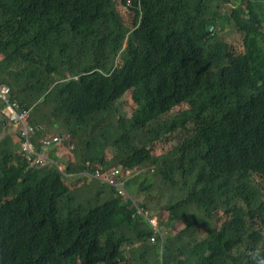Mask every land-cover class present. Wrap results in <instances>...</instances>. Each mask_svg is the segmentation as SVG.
I'll return each instance as SVG.
<instances>
[{"label": "trees", "instance_id": "1", "mask_svg": "<svg viewBox=\"0 0 264 264\" xmlns=\"http://www.w3.org/2000/svg\"><path fill=\"white\" fill-rule=\"evenodd\" d=\"M0 12V84L33 124L87 147L67 171L29 168L0 122V264H264V0H0ZM141 167L156 178L120 174L127 194L91 177ZM146 204L174 222L190 213L177 251Z\"/></svg>", "mask_w": 264, "mask_h": 264}, {"label": "built area", "instance_id": "2", "mask_svg": "<svg viewBox=\"0 0 264 264\" xmlns=\"http://www.w3.org/2000/svg\"><path fill=\"white\" fill-rule=\"evenodd\" d=\"M9 86L0 84V103L5 105V108L0 113V122H6L9 127L15 126L20 135V148L18 153L27 162L29 168H41L55 164L52 159L51 150L56 145H59L62 140H66L60 134L48 132L42 126H37L30 121L32 108H27L17 102ZM42 133L41 138L34 141V138ZM63 171V169H59ZM126 171L122 169H112L107 172L96 170L92 173V178L106 182L108 186L119 189V194H127L123 190L124 182L120 181V174ZM140 211V208H138ZM153 223V222H152ZM154 241V238L151 239Z\"/></svg>", "mask_w": 264, "mask_h": 264}, {"label": "rangeland", "instance_id": "3", "mask_svg": "<svg viewBox=\"0 0 264 264\" xmlns=\"http://www.w3.org/2000/svg\"><path fill=\"white\" fill-rule=\"evenodd\" d=\"M232 7H233L232 5H228L226 7L224 6V7L220 8V11H219L220 14L218 13L219 17L217 18L215 24H216V27H217V33L219 35V39H221V40H224V38H231L232 37L231 36V32H232V29H233V22H231L228 19L229 15L231 13V8ZM0 15H2L1 12H0ZM263 20H264V16H263ZM260 33L261 34H260V37H259V41H260L261 44L264 45V22H263V27L260 29ZM238 37H239V34H236V38H238ZM50 82H52V80ZM37 97H39V95ZM27 101L30 104H32L33 101H38V99L36 98V95H34V92L30 94V96L27 99ZM111 120H112V118L109 119V121H111ZM95 122H96L95 119H93L92 126H93V124ZM48 123H50V122H48ZM49 125L50 124L43 125V127L46 129V131L52 132V133L61 132V131H56L52 127H48ZM114 128H116L115 123H114ZM139 140L141 142H139ZM146 140L147 139L145 137L143 138V134H139L133 141H135L138 146H142L143 144L148 143V142H145ZM170 142H174V138L172 140H170ZM67 147H68V144H66V148ZM166 147L169 148V146H166ZM162 148H163V146L161 145V142L156 143V149H157V153L158 154H160L162 152L161 151ZM60 149L62 150V148H60ZM86 150H87V147L84 146L82 148V150H80L77 153H78L79 156H80L81 153H84L83 155H86V153H85ZM53 166L55 168H57V169H62L63 168L62 166L58 165L57 163L53 164ZM153 171H154V169L153 168H149V167L134 168L133 170L131 169V170L128 171V174H129L128 178L130 179V178H132V176L135 177L136 175H140V174H142V175L144 174L148 178H156L155 175H153L154 174ZM87 182L91 184L92 183L91 182V178H88ZM90 188L94 190L92 185H90ZM83 189H84V191H83L84 194L83 195H86L87 197L88 196L91 197L94 194L92 191L89 190V187H87V188L84 187ZM176 193L179 194L181 192L180 191L179 192L176 191ZM158 194L163 198L164 202L169 200V195L166 196L165 192H159ZM142 198H141V201L144 202L145 198L144 199H142ZM135 200L138 201V202H141L137 198H135ZM175 201H176V199H173L170 204L174 203ZM146 205L148 206V208H146L148 211H144V209L140 208V211L138 213L142 214L145 218H147L149 220V222L152 224V226L154 227L155 230H157L159 232L161 231V233L164 232L165 239L167 241L169 240L170 244L173 243L172 245L174 246V251H177L180 248L179 244L181 242L184 243V237L181 236V238H180V237L176 236L177 233H178V229L176 227H178L179 225H182L181 223L184 224L185 220L187 219V217L189 216L190 213H188V211H187L185 214L180 216L179 219H180L181 223L179 221L174 222L169 217V213L166 210L163 211V208H162V206H164L163 203L161 204L162 206L155 205V204H146ZM146 205H144V206H146ZM163 219L165 220V223L167 225V227L164 229V231L162 229H159V227L157 226V222L159 221V224H161L160 222L163 221Z\"/></svg>", "mask_w": 264, "mask_h": 264}, {"label": "crops", "instance_id": "4", "mask_svg": "<svg viewBox=\"0 0 264 264\" xmlns=\"http://www.w3.org/2000/svg\"><path fill=\"white\" fill-rule=\"evenodd\" d=\"M16 130H18V129L15 127V133H17ZM55 134H57V133H55ZM60 135H62V137L64 139H66L67 142H61L59 145H56L55 147L52 148V150H51L52 159L55 161V163L62 166L63 170L67 171L71 165L72 166H79L80 163L82 162L80 156L77 154L78 147L81 146V143L78 140L73 139L65 131H64V133H62V129H61ZM66 144H68V147H67L68 149L66 148ZM76 147H77V149H76ZM60 148H62V150ZM68 172L69 173H67L66 176L70 182L79 181L77 178L78 176H81L83 174L84 175L88 174L84 171H82V172H79V171L70 172V171H68ZM91 182H92L91 184L87 182L88 186L92 185V187L95 188L94 187L95 184H93V180H91ZM89 190L92 191L94 194L96 193L91 188H89ZM103 197H104V195H103ZM157 226L159 227V229H162L164 231V229L166 228L167 225L164 221L163 224H159V222H157ZM163 234H164V232H163ZM161 249H162V247H161Z\"/></svg>", "mask_w": 264, "mask_h": 264}, {"label": "bare ground", "instance_id": "5", "mask_svg": "<svg viewBox=\"0 0 264 264\" xmlns=\"http://www.w3.org/2000/svg\"><path fill=\"white\" fill-rule=\"evenodd\" d=\"M19 132V131H18ZM103 184H106L107 185V183L106 182H103ZM157 231V230H156ZM159 232V231H158Z\"/></svg>", "mask_w": 264, "mask_h": 264}]
</instances>
